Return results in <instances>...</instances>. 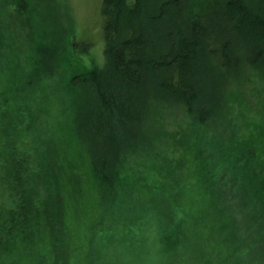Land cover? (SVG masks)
<instances>
[{"label": "trees", "instance_id": "16d2710c", "mask_svg": "<svg viewBox=\"0 0 264 264\" xmlns=\"http://www.w3.org/2000/svg\"><path fill=\"white\" fill-rule=\"evenodd\" d=\"M46 1L51 18L37 0H0L8 28H0V49L12 38L24 54L16 76L17 58L2 57L0 264H94L96 234L106 242L117 237L136 244L127 228L137 223L156 244L153 252L170 264L205 261L177 256L193 242L185 237L189 229L197 240L205 230L214 234L224 256L208 258L209 264L232 258L264 264V170L257 179L250 175L251 160L264 164V114L239 125L231 98L240 95L233 97L229 88L251 75L264 82V0H104L105 63L75 71L72 118L68 106L62 109L66 126L56 128V116L47 117L42 142L25 92L29 87L33 94L34 87L37 94L44 79L56 77L62 60L72 56L74 35L54 24V3L60 1ZM177 109L188 115L190 131L175 139L166 120ZM192 128L220 135L212 142L198 139ZM65 134L76 143V155L64 148ZM167 141L176 167L170 184L153 168L168 152ZM184 146L192 155L183 153ZM135 151V162L127 165L125 157ZM143 171L150 174L147 188L136 193ZM88 184L94 202L87 201ZM79 218L90 228L81 227ZM31 247L34 258L26 256ZM123 262L129 261L114 255L112 264Z\"/></svg>", "mask_w": 264, "mask_h": 264}, {"label": "rangeland", "instance_id": "374dc122", "mask_svg": "<svg viewBox=\"0 0 264 264\" xmlns=\"http://www.w3.org/2000/svg\"><path fill=\"white\" fill-rule=\"evenodd\" d=\"M60 1V2H59ZM59 4L57 5L54 3L55 8L54 15H55V21L54 24L57 26V31L59 32H67L69 29L71 31V34L73 35V39L71 40V46L73 48V52H70L71 57H65V59L62 60V63H60L59 70L56 74L55 78L51 79H44L42 81L41 86L38 87L39 93L36 94L34 92V87L32 88V91H30V95L27 93L29 92V87L26 89V104H27V110L28 115L31 120V124L33 125V131H37V136H39V141L44 140V124L43 122L47 117L50 119H54L56 116L55 126L56 128L64 127L67 125L66 119L64 117V113L62 111L63 106L67 107L68 109V115L72 118L71 114V105L72 103L76 102L77 97L74 94V90L71 87V77L77 72H82L84 70H87L94 66H99L105 63V40H104V26H105V18L102 14V5L104 0H59ZM37 3L39 4V7H42L48 3L46 0H37ZM47 15H49L51 18L53 11L50 8L49 5H46L45 7ZM0 28L2 29V32H7L8 28L6 25L5 19L2 17L0 18ZM0 29V31H1ZM67 34V33H64ZM68 36V34L66 35ZM66 41V37L61 38L60 43L63 47L64 42ZM4 42L3 40L0 41V43ZM6 48L0 49V91L3 88V85L1 81H7V78L3 72V68L5 66V62H2V57L4 54H8L9 58L16 59L13 71L12 73H15L16 76V69L17 64H19L18 59L23 60L24 54L21 51V45L18 43L15 44L13 42V39L10 38L8 42H6ZM67 44V43H66ZM68 46V44H67ZM79 55V57L77 56ZM77 57V58H76ZM71 59V60H70ZM20 66V64H19ZM28 76L25 75V79L27 81ZM214 78H211V81L213 82ZM24 82V79L21 80ZM26 84V82H25ZM25 84L20 87V90L24 92L25 90ZM22 85V84H21ZM37 87V86H36ZM230 88V92H233V97H236L237 94L240 96L238 98H231V100L235 101L237 103V108L235 110L237 117V122L239 125H244L246 123H249L250 121L257 119L259 117V114H264V82H261L257 80L255 75L249 76V79L246 80L245 83H235ZM43 89H45L46 94L44 95L42 93ZM35 96V99H34ZM23 98V97H22ZM74 116V113H73ZM188 121H190L188 115L184 111H181L180 109H177L175 112L170 113L167 117L166 124H168V128L171 129L172 134L174 135V138H181V135L185 134L186 132H189L190 130L188 128H185V125H188ZM182 127L184 125V129L182 132L180 130H176L178 127ZM222 126V125H221ZM147 130L150 129V125L148 123V126L146 128ZM193 129V128H192ZM197 137L199 139V135H202L204 139H208L211 142L213 141V138L220 135V132H210L207 131L205 134L197 129H193ZM244 131H248L245 129ZM30 135H28V138ZM35 138V137H34ZM81 141L82 137H80ZM64 148L67 150H70V152L73 155H76L78 151V147L76 143L72 142L70 138L65 134L64 135ZM30 142H35L33 137H30ZM43 142V141H42ZM172 144L167 141V147L169 148L168 152L163 153V155L157 157L155 159V164H153V168H157L161 176H167L166 181H169V184L172 181V177L170 174L176 173V167L173 165V160H171V157L174 156V151L170 150L169 145ZM133 147H130L128 151L131 152ZM89 151L87 150V154ZM184 154H191V150L189 148H186L184 146L183 150ZM136 155V151L128 154L125 158H129L127 160V165H133L135 162L134 156ZM188 161V160H187ZM88 169V168H85ZM264 170V164L257 165V162L251 160V166H250V175H253L258 177V175L263 172ZM89 171V169H88ZM149 173L143 171L142 176H139L138 182H136V186L133 189L134 192L140 193V187L147 188L144 186V183H147L146 180L148 179ZM255 180V178L253 179ZM53 181V180H52ZM90 181V180H89ZM150 183H154V181H150ZM162 184L161 182H159ZM129 187V184L127 182L123 183L121 185V189H125V187ZM163 186V185H162ZM161 187V186H160ZM86 189V197L87 201L94 202V190L92 188L91 184H88L85 186ZM133 192V194H134ZM145 192V191H143ZM188 206L190 207V204L188 203ZM119 222H124V220L117 219ZM77 223L80 224L81 227L88 229L90 228V224L88 223L87 219H80L77 221ZM160 224L156 227V231H160ZM84 229V230H86ZM128 233L127 237L132 238L135 241H137L136 244H133L132 242H126L121 243L118 242L117 237H113L111 242H106L103 240L101 234H96L94 237V240L98 243V253L97 259L94 261V264H112V259L114 255L122 256L123 258L128 259L129 262H123L121 264H164V261H167L168 264L171 263V261H168V259H165L164 257H160L156 255L153 252V247L156 245L150 244L149 239L147 236H143L144 232H141L144 230L142 228V225L134 224V227L132 229L127 228ZM189 235H185L187 239H191L193 242L192 244L190 242H186L184 244V247L186 246V253L180 252L177 256H182L183 258L185 256L195 259L196 257L200 258L203 257L205 261H203V264H209L210 261H208V258H212L214 256H224L217 253L218 248L216 247L217 241L214 238V234L210 232L209 230H205L201 233V236L197 240V235L195 230L189 229ZM118 234H116L117 236ZM151 236L150 238H153ZM68 241V239H67ZM97 243H94L92 241V245L95 248L97 246ZM102 248H105L106 253L102 252ZM134 248L140 249V251L135 252ZM38 250V249H37ZM76 247L73 244L72 245V254L75 253ZM224 252L228 253L231 252V250L225 249ZM36 249L34 247L29 248L27 251L26 256L29 258H34L36 256ZM71 254V255H72ZM143 255V258H140V256ZM157 256V257H155ZM135 257V258H132ZM185 259V258H184ZM172 260V259H169ZM186 260V259H185ZM261 260V259H260ZM61 263V262H60ZM189 264V262H188ZM228 264H236V262L233 260V258L228 262Z\"/></svg>", "mask_w": 264, "mask_h": 264}, {"label": "bare ground", "instance_id": "6f19581e", "mask_svg": "<svg viewBox=\"0 0 264 264\" xmlns=\"http://www.w3.org/2000/svg\"><path fill=\"white\" fill-rule=\"evenodd\" d=\"M134 62V61H133ZM132 64V63H131ZM161 66V65H160ZM57 167V166H56ZM56 170V169H55ZM57 171V170H56ZM55 203V202H54Z\"/></svg>", "mask_w": 264, "mask_h": 264}]
</instances>
